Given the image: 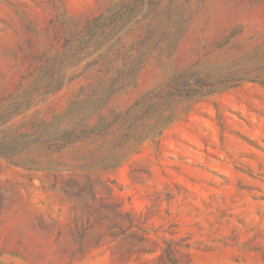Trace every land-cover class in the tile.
I'll return each mask as SVG.
<instances>
[{"label":"rangeland","instance_id":"obj_1","mask_svg":"<svg viewBox=\"0 0 264 264\" xmlns=\"http://www.w3.org/2000/svg\"><path fill=\"white\" fill-rule=\"evenodd\" d=\"M0 264H264V0H0Z\"/></svg>","mask_w":264,"mask_h":264}]
</instances>
